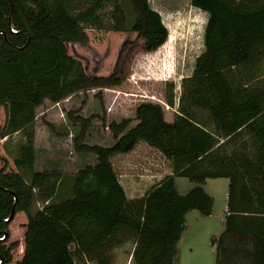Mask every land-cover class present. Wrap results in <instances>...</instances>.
<instances>
[{
  "label": "trees",
  "instance_id": "obj_1",
  "mask_svg": "<svg viewBox=\"0 0 264 264\" xmlns=\"http://www.w3.org/2000/svg\"><path fill=\"white\" fill-rule=\"evenodd\" d=\"M128 3L133 18L127 26L119 0H0V139L21 132L25 140L12 159L0 150V264H75V254L108 264L109 251L128 239L133 264H173L185 213L210 214L212 198L202 188L208 178L227 179V215L210 240L212 264H264V242L252 240L251 252L240 254L239 228L230 226L238 211L264 215V0H189L206 14L203 49L181 78L176 100L172 82H164L162 102L137 103L132 124L129 117L106 124L112 141L103 146L83 142L93 118L104 124L95 93L100 114L66 112L78 126L73 150L92 161L80 158L73 172L34 169L36 108L122 81L120 68L87 73L68 48L87 43L83 24L115 36L135 34L145 53L166 41L167 29L148 0ZM107 4L105 29L99 11ZM163 105L171 118L165 119ZM138 142L166 159L169 173L127 198L112 159L122 161ZM61 176H68L62 191ZM174 177L194 187L179 194ZM34 196L41 206L30 212Z\"/></svg>",
  "mask_w": 264,
  "mask_h": 264
},
{
  "label": "rangeland",
  "instance_id": "obj_2",
  "mask_svg": "<svg viewBox=\"0 0 264 264\" xmlns=\"http://www.w3.org/2000/svg\"><path fill=\"white\" fill-rule=\"evenodd\" d=\"M119 4L128 26L133 18L131 7L128 0H119ZM148 4L160 15L161 21L167 29V39L156 51L141 52L139 40L135 34L126 33L115 36L106 30L98 29L89 24H83L87 43L68 44L71 52L84 63L87 73L109 74L113 69L116 73L120 68L122 81L119 85L111 88L77 92L55 105L45 100L38 106L35 110L34 120V145L36 146L34 169L56 168L62 172H73L81 165L78 162L81 160L80 158L85 159L86 162L92 161L91 154L83 157L73 150L72 138L76 134L78 126L71 124L66 112L73 111V113L76 112L83 117L92 113L100 114L99 101L94 97L95 93L99 94L104 112V124L100 122L99 118H93L84 134L83 142L103 144V146H108L112 141L111 133L106 129V124L111 120L118 121L122 117H129L130 124H132L133 110L137 103L147 100L162 102L164 82H172L176 100L181 90V78L190 75L193 61L203 49L202 35L206 14L190 6L189 0H148ZM77 5H79L77 9H83L85 6L81 2H78ZM110 10L111 4H107L99 11L105 29L110 24ZM123 38H125L126 43L118 55ZM163 108L165 119L171 118L172 110L165 105ZM48 123L50 126L47 125ZM24 141L21 132H14L8 137L0 139V150L9 159H12L18 155V147ZM112 162L117 170L116 173L123 175L126 173L134 176L137 173H153L158 170L163 172L165 168H169V162L154 149L146 147L143 142H138L134 151L125 155L122 161L112 159ZM18 172L25 182H28V174L20 169ZM67 177L61 176L60 191L66 187L64 183L68 180ZM174 178L179 191L185 187V184L194 185L184 177ZM224 180L227 181L226 178ZM205 188L208 190V187L205 186ZM141 192L138 190L133 194L136 195ZM40 206L41 202L34 196L30 212H34ZM202 228H205L204 224L201 227H196L192 220H188L186 228L183 229V240L189 239L190 232L199 231ZM211 238L213 236H209L208 244H210ZM207 239L208 236L203 244L200 242L202 247L199 245L201 248L199 247L197 252L191 249L189 253L186 248L184 250L185 260L190 258L196 261L199 256L205 257L208 253ZM181 244L187 246L185 242L181 241ZM132 246V240L128 239L119 246L113 247L108 253V264H133L130 261ZM70 250H73L72 246H70ZM74 262L75 264H97L93 260L79 258L76 254L74 255Z\"/></svg>",
  "mask_w": 264,
  "mask_h": 264
},
{
  "label": "crops",
  "instance_id": "obj_3",
  "mask_svg": "<svg viewBox=\"0 0 264 264\" xmlns=\"http://www.w3.org/2000/svg\"><path fill=\"white\" fill-rule=\"evenodd\" d=\"M164 170L165 171L163 172L158 170L153 173L141 172L135 174L136 176H133V174L128 175L126 173L125 175L117 174V180L121 185L125 196L127 198H134L141 196L153 183H156L158 180H160L163 173H169L167 169ZM225 181L226 180H224V178L205 179L202 187L204 191L212 198L210 214L208 216H200L196 211L189 210L184 215L185 228L187 226L188 220H192L196 227H201V225L204 224L205 228L199 229V231L190 232V237L188 240H183L184 230L181 232L180 237L176 243V255L174 257L173 264H211L213 262L214 248L213 246H211V244H208V240L209 236L217 237L224 228L225 216L227 215V181ZM205 186L208 187V190L210 189L211 191L209 192L205 188ZM174 187L177 193L183 194L194 187V185L185 184V187H183L181 191H179L177 189L176 181L174 178ZM138 190L142 192L137 193L136 195L133 194ZM237 214L238 215L233 217L232 221H230V226H237L239 228V231L237 233V238L241 242L239 243L238 248L239 253H250L252 240H261L262 242H264V215H250L242 211H238ZM207 236L208 239L206 245L208 247V253L206 254V256H199L196 261H193L190 258H187L185 260L184 250L187 248V252L189 253L191 249L195 250L196 252L199 251V247H202V244L206 240ZM181 241L187 243V246L181 244ZM200 242H202L201 245ZM261 249H263V247H261Z\"/></svg>",
  "mask_w": 264,
  "mask_h": 264
},
{
  "label": "water",
  "instance_id": "obj_4",
  "mask_svg": "<svg viewBox=\"0 0 264 264\" xmlns=\"http://www.w3.org/2000/svg\"><path fill=\"white\" fill-rule=\"evenodd\" d=\"M11 215H12V211L10 212V214H9V217H8V218H10V217H11Z\"/></svg>",
  "mask_w": 264,
  "mask_h": 264
}]
</instances>
